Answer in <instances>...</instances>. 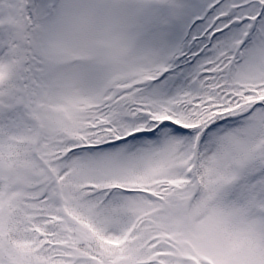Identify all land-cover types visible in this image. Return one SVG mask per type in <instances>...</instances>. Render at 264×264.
<instances>
[{"label":"snow or ice","instance_id":"6c2138e0","mask_svg":"<svg viewBox=\"0 0 264 264\" xmlns=\"http://www.w3.org/2000/svg\"><path fill=\"white\" fill-rule=\"evenodd\" d=\"M0 264H264V0H0Z\"/></svg>","mask_w":264,"mask_h":264}]
</instances>
